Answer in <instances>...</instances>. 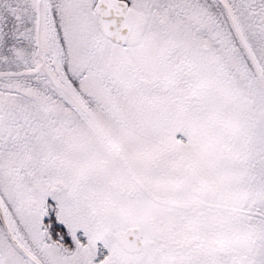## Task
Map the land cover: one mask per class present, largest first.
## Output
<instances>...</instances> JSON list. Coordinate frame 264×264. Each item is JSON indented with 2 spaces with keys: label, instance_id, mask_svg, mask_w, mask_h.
<instances>
[{
  "label": "snow or ice",
  "instance_id": "snow-or-ice-1",
  "mask_svg": "<svg viewBox=\"0 0 264 264\" xmlns=\"http://www.w3.org/2000/svg\"><path fill=\"white\" fill-rule=\"evenodd\" d=\"M0 264H264V0H0Z\"/></svg>",
  "mask_w": 264,
  "mask_h": 264
}]
</instances>
